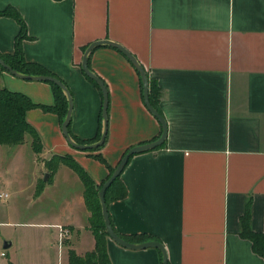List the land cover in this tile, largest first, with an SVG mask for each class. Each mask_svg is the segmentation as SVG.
<instances>
[{"label": "crops", "instance_id": "0c3cea01", "mask_svg": "<svg viewBox=\"0 0 264 264\" xmlns=\"http://www.w3.org/2000/svg\"><path fill=\"white\" fill-rule=\"evenodd\" d=\"M7 5L26 23L25 59L68 85L70 129L78 137H94L100 125L102 93L82 69L92 41L122 43L160 89L167 137L125 166L127 195L108 204L116 229L155 235L170 264H264L241 233L248 207L252 229L264 232V0H0V10ZM19 28L15 18L0 15V52L14 50ZM89 65L109 90L106 141L97 150L76 148L57 113L27 110L42 145L38 152L31 147L42 159L30 195L37 207L26 219L0 220L21 226L20 234L0 239V264H67L70 249L84 255L96 246L82 178L65 161L50 168L53 154L72 155L101 183L110 169L95 154L116 166L128 147L162 132L144 101L141 74L124 52L97 45ZM0 86L53 103L45 80L2 70ZM58 225L70 229L65 239ZM107 240L112 264H163L158 247Z\"/></svg>", "mask_w": 264, "mask_h": 264}, {"label": "trees", "instance_id": "16d2710c", "mask_svg": "<svg viewBox=\"0 0 264 264\" xmlns=\"http://www.w3.org/2000/svg\"><path fill=\"white\" fill-rule=\"evenodd\" d=\"M0 15H9L15 18L20 25L19 31L15 38L14 50L10 53L0 52V56L5 60V62H7L13 68L23 73H32V74L43 73V74H52L57 76L55 73L49 71L42 64L35 61H28L25 59L23 55L21 41L24 37L27 36V28H26V23L20 12L14 6L7 5L6 7L0 10ZM2 70L5 69L0 65V76ZM57 77L60 78L59 76ZM87 77L90 78L98 86V88L102 93L99 84L89 75H87ZM48 82L52 86V92L54 98L53 103L50 104L35 102L22 91L13 90L6 86H0V143H5V144L20 143L24 140L25 133H29L31 136L32 148L35 151H40L42 147L40 136L36 131V129L34 128V126L27 120L26 117L27 110L34 107H40L44 111L55 112L58 114L60 122H62V120H64L67 114L69 107V99L66 92L62 90L54 82L51 81ZM149 82H150V91H149L150 100L152 104L163 114L162 108L160 106V98H161L160 89L157 83L150 77H149ZM102 97H103V93H102ZM103 126H104V122H103V114L101 110L99 129L94 137L92 138L78 137L77 135L72 133L70 129V124H69V130L72 137L78 142L91 143L100 139ZM102 145L87 150H97L100 147H102ZM163 145L164 142L156 148H160ZM95 157L109 167L110 169L109 175H110L111 172L114 170L115 166L110 165L102 153L95 154ZM58 160L65 161L66 163L71 165L82 178V181L84 183L85 199L88 207L92 212L90 219L91 227L96 237V246L94 250L84 255H80L75 250L70 249L69 260L67 264H112L107 248V241H108L107 239L109 237V233L105 226V221L102 213V204L99 196V189L105 180L102 181L101 183H97L94 180V178L91 176V174L70 154H53L52 157L49 159V161H47V164L50 168H53V166ZM127 192H128L127 186L123 182L120 174L107 188L106 201L109 204L112 200L125 197L127 195ZM250 220H251V211L250 208L248 207L241 219L242 222L241 233L244 236L249 237L253 241V247L257 252L264 255V232L253 230L250 225ZM118 233L128 240L136 241V242L145 241L148 239H158L155 235L149 233L124 234L119 231Z\"/></svg>", "mask_w": 264, "mask_h": 264}, {"label": "water", "instance_id": "95a60500", "mask_svg": "<svg viewBox=\"0 0 264 264\" xmlns=\"http://www.w3.org/2000/svg\"><path fill=\"white\" fill-rule=\"evenodd\" d=\"M104 43L118 47L122 52H124V54L127 55V57L136 66V68L138 69V71L141 74V78H142V82H143L144 101H145L148 109L159 119V121L162 124V132L157 138L150 140V141L134 144V145L128 147L126 149V151L123 153V155H122L121 159L119 160V162L117 163V165L115 166L114 170L111 172V174L105 179V181L101 185V187L99 189V196H100V200H101V204H102V213H103V217H104V221H105V226H106V229L109 233V236L123 246L129 247V248H134V249L145 248V247H150V246L158 247L163 253V264H170L169 260H168V253H167L166 247L161 240H159V239H148L145 241L136 242V241L128 240L125 237H123L122 235H120L112 223V218L110 215L109 206H108V203L106 201V190H107V188L112 184V182L120 174H122L125 166L127 165L128 161L130 160V158L138 152L154 149V148L160 146L165 141V139L167 137L168 125H167L166 118L152 104V102L150 100L149 76H148L146 68L139 61L137 56L132 51H130L126 46H124L122 43L115 41V40H112V39H108V38L96 39V40L92 41L87 46V48L84 52L83 60H82V69L84 70V72L87 75H89L91 78H93L99 84V86L102 90V93H103L102 114H103L104 126H103V130H102V134H101L100 139L95 141V142H91V143L78 142L77 140H75L72 137V135L70 133L69 124L71 121L74 102H73L72 93L64 81H62L60 78H58L57 76L52 75V74H43V73L32 74V73L20 72L17 69L13 68L10 64L5 62V60L1 56H0V65L5 70L9 71L10 73H12L16 76H19L22 78H27V79H38V80L51 81V82H54L55 84H57L62 90H64L68 96V99H69V107H68V111H67V114H66L64 120H62V122H61L62 133H64L67 140L76 148H80V149L95 148V147L101 146L106 141V137H107L108 129H109V127H108V123H109L108 108H109L110 96H109L108 87H107L104 79L99 74H97L96 72H94L90 68L89 53L91 52V50L94 47H96L97 45H100V44H104ZM47 177H48V172H45L43 178L47 179ZM9 245H10V241L4 240L3 246L7 247Z\"/></svg>", "mask_w": 264, "mask_h": 264}, {"label": "rangeland", "instance_id": "374dc122", "mask_svg": "<svg viewBox=\"0 0 264 264\" xmlns=\"http://www.w3.org/2000/svg\"><path fill=\"white\" fill-rule=\"evenodd\" d=\"M24 139L20 145L0 144V193L3 194L0 196V220L14 222L26 219L37 207L30 195L34 188V174L42 159L38 154L34 155L29 133H25ZM20 229L18 224H0V239L5 234L12 236L16 231L20 234Z\"/></svg>", "mask_w": 264, "mask_h": 264}, {"label": "built area", "instance_id": "2783aa9c", "mask_svg": "<svg viewBox=\"0 0 264 264\" xmlns=\"http://www.w3.org/2000/svg\"><path fill=\"white\" fill-rule=\"evenodd\" d=\"M3 195L2 193H0V196ZM7 193H4V196H6ZM59 226V234H60V238H64L66 236H68L70 234V229L68 227L62 226V225H58ZM1 254H4V251H1Z\"/></svg>", "mask_w": 264, "mask_h": 264}]
</instances>
